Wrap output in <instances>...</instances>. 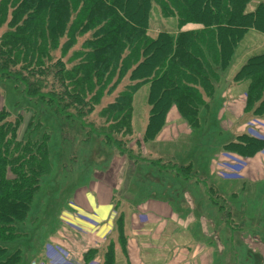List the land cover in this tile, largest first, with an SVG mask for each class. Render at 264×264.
<instances>
[{
  "label": "trees",
  "instance_id": "trees-1",
  "mask_svg": "<svg viewBox=\"0 0 264 264\" xmlns=\"http://www.w3.org/2000/svg\"><path fill=\"white\" fill-rule=\"evenodd\" d=\"M252 1L0 0V80L22 86L30 106L17 115L0 111V264H22V249L9 254L6 243L23 236L16 225L26 223L42 179L52 172L51 135L35 121L39 104L120 151L121 140L133 133V102L140 88L149 86L151 107L144 143L156 140L173 109L198 130L200 111L210 110L213 81L241 50L233 80L245 84L244 112L264 119V46L255 38L253 46L251 39L244 44L254 32L264 36V1L251 9ZM153 7L164 19L175 20L174 29L149 34ZM113 95L99 111L101 123L91 121L102 99ZM24 113L31 117L22 132ZM223 150L251 159L264 152V138L241 134ZM162 162L147 163L192 180L191 165ZM122 218L117 231L126 252ZM97 253L89 250L86 264ZM104 264H116L115 243Z\"/></svg>",
  "mask_w": 264,
  "mask_h": 264
},
{
  "label": "rangeland",
  "instance_id": "rangeland-1",
  "mask_svg": "<svg viewBox=\"0 0 264 264\" xmlns=\"http://www.w3.org/2000/svg\"><path fill=\"white\" fill-rule=\"evenodd\" d=\"M261 1L264 0H253L250 8L253 9ZM175 25V20L163 18L158 7L152 8L149 21L151 36L162 30L170 31ZM2 32L4 28H0V34ZM254 38L257 39L256 45L262 43L264 46V36L255 32L247 37L244 44L247 45L251 39L249 46H253ZM246 49L251 51L250 47ZM240 52L241 50L237 51L231 67L225 73H221V79L213 81L214 96L208 101L210 110L200 111L199 117L202 120L200 128L190 129L186 122L181 121L188 126L189 133L182 134L181 138L174 135L171 146L153 145L151 142L144 143L142 140L151 111L148 103L149 86L140 88L135 95L133 133L121 140L120 151L105 145L97 137H88L78 123L57 116L51 107L44 104L36 106L35 121L41 123L42 129L51 135L48 149L52 172L42 179L41 192L36 197L26 223L16 225L23 236L16 241L6 243L8 253L17 248L22 249V264H28L42 252H45L47 259L53 245H48L46 251L42 247L50 241L56 231L73 228L86 233L87 225L94 224L91 219L78 216L73 206L72 196L78 192L83 194L87 189L88 191L96 190L98 193L112 189L113 210L116 214H112L111 222L115 233H118L117 223L120 217H123L124 225L125 213L121 210V206H125L123 202L128 201L133 204L156 195L159 198H171L174 206L180 210L188 206L192 200L202 197L206 199L214 219L219 220L220 213L215 206L219 205L223 208L225 204L222 201L231 200L233 216L229 225L232 226L235 223L238 228H242L240 234L238 231L237 244L234 246L237 251L236 264H262L264 258V152L254 158L243 159L223 150L225 144L235 141L241 134L264 138V119L244 112L245 84H237L233 80L239 68ZM114 95L102 99L94 113L89 116L91 121L101 123L99 111L114 99ZM26 107L30 106L27 105V99L22 94V86H17L12 81L1 82L0 80V111L6 110L17 115L23 113ZM175 114L173 109L168 115L172 121L169 125L174 129V134L178 131V128L175 129L178 122L172 119ZM14 117L12 116L13 119ZM24 117L22 132L31 114L24 113ZM164 138L162 137L161 140L163 141ZM165 151L170 154L166 155ZM158 159L163 161V165L171 161L180 165L183 163L185 166L191 165L192 180H180L181 178L170 172L161 175L156 168L145 164ZM226 178L230 180L226 181ZM186 181L190 183L187 184ZM120 199H122L121 205L118 202ZM214 199L218 203H214ZM75 213L79 220L76 225L72 221V217L76 220ZM110 234L104 239L106 240L105 244L103 243L105 252L116 240L115 235ZM118 241L119 235L115 244L122 249ZM97 252L88 264H104L105 252L99 249ZM94 259H100V262ZM36 260L39 264L45 263V259ZM120 260L118 258V264H121Z\"/></svg>",
  "mask_w": 264,
  "mask_h": 264
},
{
  "label": "crops",
  "instance_id": "crops-1",
  "mask_svg": "<svg viewBox=\"0 0 264 264\" xmlns=\"http://www.w3.org/2000/svg\"><path fill=\"white\" fill-rule=\"evenodd\" d=\"M172 119L178 122L175 127L178 131L174 134V129L169 125L172 121L168 116L164 129L157 139L151 142L153 145L171 146L174 135L181 138L182 134L189 133L188 126L181 123L180 117L175 114ZM159 137L165 138L162 141ZM165 152L166 155L170 154ZM170 157L173 159L172 155ZM145 164L152 166L149 163ZM160 174L166 175L161 172ZM229 180L226 178V181ZM72 197L78 216L91 219L94 224H86L88 226L86 233L73 228H63L56 231L57 234L53 232L50 241L43 245L42 249L46 251L48 245H53L54 248L58 246L57 248L69 256L66 262L65 256L59 253L58 259L62 264H86L84 256L89 250L99 249L105 252L104 239L111 232L110 235H115L114 243L117 242L118 233H115L111 222L112 214H116L113 210V190L98 193L96 190L87 189L85 193L78 192ZM121 201L122 199L118 200L120 205ZM191 202L180 210L174 206L171 198H159L156 195L133 204L123 202L125 206H121V210L125 213L124 237L127 240V251L123 252L115 244L116 264L118 258L121 259V264H236L237 251L234 246L237 244L238 231L240 234L242 228H238L235 223L229 225L233 216L231 200L222 201L225 204L223 209L216 204L215 207L220 213L219 220L214 219L205 198L198 197ZM77 214L75 213L76 220L72 217L75 225L79 221ZM67 217L70 218L69 215ZM199 222L201 223L196 225ZM38 258L45 259L47 263L45 252H42L31 261V264H39L36 260ZM94 260L100 262V259Z\"/></svg>",
  "mask_w": 264,
  "mask_h": 264
},
{
  "label": "built area",
  "instance_id": "built-area-1",
  "mask_svg": "<svg viewBox=\"0 0 264 264\" xmlns=\"http://www.w3.org/2000/svg\"><path fill=\"white\" fill-rule=\"evenodd\" d=\"M59 253L63 254L65 256V261L68 262L67 260H68L69 256L67 255V253L65 251H63L62 249L57 248V247L56 248L52 247L50 249V252L48 255L50 264H58V262H60V264H62V261H60L58 259Z\"/></svg>",
  "mask_w": 264,
  "mask_h": 264
}]
</instances>
